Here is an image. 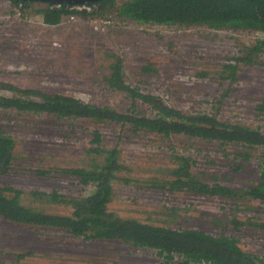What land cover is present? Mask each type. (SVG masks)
<instances>
[{"label":"rangeland","instance_id":"374dc122","mask_svg":"<svg viewBox=\"0 0 264 264\" xmlns=\"http://www.w3.org/2000/svg\"><path fill=\"white\" fill-rule=\"evenodd\" d=\"M121 1L101 10V20L109 24L78 16L48 25L40 12L44 3L19 7L0 0V95H16L8 89L10 85L71 96L124 115L153 116L152 107L132 94L137 90L178 111L203 112L264 132V45L254 53L256 63L237 64L232 77L224 68L246 55L247 47L264 41V32L137 23L117 14ZM109 79L123 81L127 89L111 85ZM0 130L16 143L9 169L0 172V188L25 192L26 203L33 207L70 214V198L89 195L96 184L83 185L65 170L93 166L115 149L122 168L113 182L109 211L175 229L231 235L243 249L264 257V228L260 226L264 202L243 196L235 200L237 209L231 204L234 199L190 191L168 194L166 188L150 183L167 175L173 166L171 156L181 154L193 160L191 173L203 181L240 188L256 172L261 157L258 147L183 135L166 137L136 132L120 121L58 118L5 107H0ZM96 133L99 141L94 139ZM215 213L234 215L240 225L223 222L225 218L216 221L211 215ZM182 261L178 254L166 260L156 249L120 239H85L63 229L17 224L0 216V264Z\"/></svg>","mask_w":264,"mask_h":264},{"label":"trees","instance_id":"16d2710c","mask_svg":"<svg viewBox=\"0 0 264 264\" xmlns=\"http://www.w3.org/2000/svg\"><path fill=\"white\" fill-rule=\"evenodd\" d=\"M10 1L15 5L18 3L31 5V1L28 0ZM114 2L115 0H100L96 3L103 10L113 7ZM40 12L42 21L48 25L60 23L65 14L63 8L55 9L50 3H46L45 8ZM117 14L137 23L205 25L211 29L231 28L248 32L253 30L264 32V0H122L118 5ZM262 45L264 41L247 47L246 55L235 58V65H224L229 75L231 77L234 75V70L239 63H256L253 56L255 52L260 51ZM109 83L115 86L120 85L118 87L123 90L127 89L121 80L116 82L109 79ZM8 89L16 95L9 97L0 95V107L47 113L58 118H92L94 121L109 119L129 123L136 132L150 131L166 137L183 135L189 138L217 141L221 144L236 142L249 147H258L261 157L256 172L249 177V184L243 187L234 188L218 182L203 181L191 173L193 160L181 154L171 156L173 166L167 175L151 180L150 183L157 188H166L164 191L168 194L190 191L196 195L234 199L231 204L236 205L237 209L240 207L235 200L243 196L264 202V132L259 129L222 121L203 112L178 111L157 97L143 95L137 90L132 91V94L152 107L153 116L124 115L110 111L109 107L85 103L61 94L21 90L10 85ZM98 138L99 135L96 133L94 139L99 141ZM15 144L13 137L0 130V172L9 169ZM117 154L118 151L113 149L102 161L94 162L93 166L65 170L79 177L83 185L96 184V188L89 195L79 199L70 198L73 207L70 214L47 212L45 209L33 207L26 203L28 199L25 198L27 197L25 192L5 187L0 188V216L17 224L63 229L67 233L82 236L85 239H120L136 247L156 249L158 254L164 256L166 260L178 254L183 258L181 264L191 262L264 264V257L243 249L239 245V239L234 236L224 233L214 235L195 228L175 229L136 217H122L109 211L108 205L114 194L113 182L118 178L117 172L122 168L117 163ZM29 196L36 197L35 193H30ZM211 215L216 221L225 218L223 222L230 220L234 227L240 225L234 215H231L232 218L221 213ZM248 226L252 227L250 224ZM260 226L264 228V222ZM24 256L25 254L19 255L21 258Z\"/></svg>","mask_w":264,"mask_h":264},{"label":"built area","instance_id":"2783aa9c","mask_svg":"<svg viewBox=\"0 0 264 264\" xmlns=\"http://www.w3.org/2000/svg\"><path fill=\"white\" fill-rule=\"evenodd\" d=\"M15 5V4H14ZM19 5V7L21 6H28L29 4L25 5L23 3H18L15 6ZM63 4H53V8L55 9H64L65 14L63 17H66L68 19L74 20L76 17H88L90 19V21H97L98 23L102 22L104 23V25L106 24V22L108 23V20H101L100 15L101 14V9L99 8V5L96 2H85V3H64V6H62ZM95 16H97V19L94 18ZM43 22V21H42ZM44 23V22H43ZM110 23V22H109ZM108 23V24H109ZM102 24V26H104ZM247 31V30H246ZM230 64V63H228ZM233 65H235V63H231ZM227 65V64H226Z\"/></svg>","mask_w":264,"mask_h":264},{"label":"water","instance_id":"95a60500","mask_svg":"<svg viewBox=\"0 0 264 264\" xmlns=\"http://www.w3.org/2000/svg\"><path fill=\"white\" fill-rule=\"evenodd\" d=\"M28 1H34V2H41V3H50L53 4H64V3H85V2H97L100 0H28Z\"/></svg>","mask_w":264,"mask_h":264},{"label":"flooded vegetation","instance_id":"af4514ba","mask_svg":"<svg viewBox=\"0 0 264 264\" xmlns=\"http://www.w3.org/2000/svg\"><path fill=\"white\" fill-rule=\"evenodd\" d=\"M33 3H40L41 4V2H34V1L30 2V4H33ZM44 4H46V3H44Z\"/></svg>","mask_w":264,"mask_h":264},{"label":"clouds","instance_id":"9594fccd","mask_svg":"<svg viewBox=\"0 0 264 264\" xmlns=\"http://www.w3.org/2000/svg\"><path fill=\"white\" fill-rule=\"evenodd\" d=\"M238 66V65H237Z\"/></svg>","mask_w":264,"mask_h":264}]
</instances>
